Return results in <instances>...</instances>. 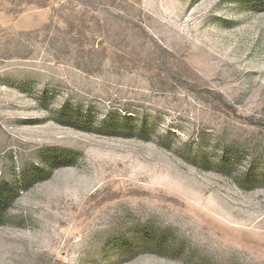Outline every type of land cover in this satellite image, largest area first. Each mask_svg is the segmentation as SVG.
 <instances>
[{
	"label": "rangeland",
	"instance_id": "obj_1",
	"mask_svg": "<svg viewBox=\"0 0 264 264\" xmlns=\"http://www.w3.org/2000/svg\"><path fill=\"white\" fill-rule=\"evenodd\" d=\"M0 264H264V0H0Z\"/></svg>",
	"mask_w": 264,
	"mask_h": 264
}]
</instances>
